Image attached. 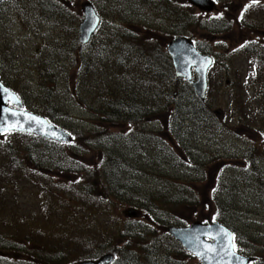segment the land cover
<instances>
[{
    "label": "rangeland",
    "instance_id": "rangeland-1",
    "mask_svg": "<svg viewBox=\"0 0 264 264\" xmlns=\"http://www.w3.org/2000/svg\"><path fill=\"white\" fill-rule=\"evenodd\" d=\"M52 1L60 5L63 18L51 14L47 16L45 4L41 0H9L0 4V82L20 92L26 104L38 111L46 110L47 102H54L58 106L55 110L56 124L71 131L77 141L84 139L87 134V144L79 140L85 147L82 152L75 145L71 150L74 153L70 149L65 151L81 160L80 165L85 168L97 165L102 160L98 152L106 147L129 159L130 164L137 165L136 161L143 163L145 166L134 171L123 166V172L128 175L125 178H131V186L138 188L143 196L154 193L153 197L161 202V208L172 207L173 216L180 213V217L181 214L187 217L189 225L202 219L210 222L208 217L215 213L212 199L225 202L224 217L227 222L242 237L247 235L246 242L240 235V243L236 238L235 243L241 247L238 250L246 248L257 252L253 254L254 264H264V72L252 66L254 57L264 51V38L260 34L264 31V7L256 5L246 8L243 6L244 1L232 0L231 3V0H222L213 13L206 14L189 6L185 0H157L162 4L168 1L173 9L168 8V4L165 8H153L136 6L128 3V0H94L103 25L98 35H92L86 45L80 46L78 27L82 22V9L79 11V7L86 0ZM179 2L181 17L199 24L198 28L189 26L179 29ZM130 24L144 26L169 37L190 36L201 51H208L214 57L215 64L207 75L210 87L207 106L216 118L212 121L213 127L207 131H193L197 123L191 119L192 113L180 115L178 124L183 142L184 139L190 140L187 151L184 144L182 150L168 144L173 131L166 130L169 125L167 115L160 114L151 122H142L136 131H127L124 123L117 129L107 127L100 121L103 117L95 116V111L104 109L106 105V88L117 86L113 82H127L137 77L143 81L142 78L146 76H140L145 71V64L156 65L160 69L153 56L155 48L148 52V63H144L137 73L127 66L117 67V54L113 52L112 55L109 44L117 37L116 33L123 32L124 27L130 29ZM130 30L133 33V29ZM157 41L162 44L158 47L159 53L165 51L167 55L166 46L171 39L164 43L160 39ZM117 43L121 44L119 38ZM127 60L129 57L124 60L120 58L119 62L124 64ZM261 91L263 96H260ZM241 112L247 114L248 123L245 126H239L243 123L239 117ZM183 118L186 120L181 123ZM99 132L102 137H99ZM127 136L140 138L147 144L140 150L137 146H130ZM7 138L0 137V142H8L12 144V149L19 150L16 160L22 161L28 154L35 156L34 159L38 161L42 156L39 151L23 149L29 141L26 138ZM250 151V159L255 163L252 168L242 162L244 155ZM16 160L12 162L15 164ZM8 161L9 156L0 149V175L4 173ZM43 161L41 157L38 162ZM152 167L158 176H149L153 173ZM47 175L50 176L47 186L58 184L60 189L54 194L65 200V189L77 178L54 171ZM5 178L9 179L7 175ZM183 182L187 185L184 189L192 193L189 196L199 202L194 206L182 207L181 213V209L175 207V202H170L168 198L181 191ZM218 187L219 193L215 194ZM6 189L11 193L9 186ZM42 198H45L44 195L38 201L41 206L45 204ZM30 199L38 200L37 193H29V189L18 192L11 212H15V219L20 225L0 224V233L4 237L20 233L21 226L30 215L23 205ZM200 205L211 209L204 211ZM129 209L127 207L119 211L120 219L139 220L141 223L137 226L134 224V227L140 230L139 227L145 230L146 224L153 225L151 221L156 222L151 219L153 215L159 222L165 218L154 214L150 208L148 214L145 212L141 216L139 213L136 219L123 217L122 213ZM144 211L147 210L144 208ZM174 226L173 222H168L167 228ZM41 227L44 230L52 229L45 223ZM155 231L151 236L161 257L164 250H169L167 242L162 240L161 232L164 230L157 227ZM22 238L15 240L20 251ZM46 253L43 249H31L28 255L19 256L18 252L9 259L14 263L19 258L25 264H54L43 260L47 258ZM73 257L70 253L59 264H67Z\"/></svg>",
    "mask_w": 264,
    "mask_h": 264
},
{
    "label": "trees",
    "instance_id": "trees-1",
    "mask_svg": "<svg viewBox=\"0 0 264 264\" xmlns=\"http://www.w3.org/2000/svg\"><path fill=\"white\" fill-rule=\"evenodd\" d=\"M89 1L93 4L95 11L98 12L97 4L94 3V0ZM41 2L45 4L44 12L47 16L48 14L62 16L60 5H56L58 4L57 2H53L52 0H41ZM165 2L166 4L159 3L157 0H128V3H134L140 7L165 8L168 4V8L173 9L172 5L167 3L168 1ZM46 5L53 7L49 8ZM79 11H81V5ZM180 14L181 12L177 7L178 17ZM102 25L103 19L98 30L95 32L96 35L101 31ZM189 26L198 28L199 24L191 23L186 17H181V28L186 29ZM126 27L123 28V32L116 33L117 37L113 38L109 44L112 55L113 52L117 54L115 61L117 67L121 68L124 66L126 68L127 66L131 68L133 73H137L144 63H148L146 60L149 59L148 52L152 48H155L156 52H153V56L160 69L156 65L145 64V71L141 72L142 74L140 76V78L146 76L142 78L144 79L143 81H140L139 77H137L127 82H113L117 86L106 88L108 93L106 96V105L104 109L98 108L95 111V116L103 117L104 119L100 118V121L104 122L107 127L117 129L119 126H123L124 123V129L127 128V131H136L142 122H151L154 117H158L160 114L167 115L169 125L167 126L165 123L163 125L167 126V131L168 129L173 131L171 132L172 136L168 144L181 150L184 144L187 151L190 140L184 139L183 142L182 134L179 131L180 125L178 124L181 118L180 115L192 113L191 119L194 120L195 124L197 123V126H193V131H207L213 127L212 121L216 118V115L207 106L210 87L208 85L205 101L200 102L194 96L189 84L175 78L169 57L165 51L159 53L158 49L162 45L157 43L158 39L163 41V43L172 39L167 34L164 35L162 33L160 35V32L152 31L144 26L138 27L130 24V29H133V34ZM187 37L193 39L190 36ZM118 38L121 44L117 43ZM146 39L148 42H146ZM134 45L137 46L134 47ZM203 52L206 55L211 54L208 51ZM127 57H129L127 63L121 64L119 62L120 58L124 60ZM252 66L258 70L260 68V71L262 73L264 72V51H260L254 57ZM133 83L134 85H132ZM3 85L19 97L25 110L32 113L37 112L39 116L56 124L55 110L58 109V106L54 102H47L45 104L46 110L38 111V109H33L26 104L20 92L5 84ZM260 96H263L262 91ZM231 113L233 114L232 111ZM241 114L239 117L243 119V123L239 126H245L248 123L247 114L242 112ZM185 120L183 118L181 123ZM68 132L71 134V131ZM99 134V137H102V133L99 132ZM8 136L24 137L29 140L23 149H26V151L36 150L41 152V157L45 161L38 162L41 157L37 161L34 159L35 156L28 154L22 158V161L16 160V153L19 150L12 149V144L8 142H0V149L9 156V163L6 164L4 173L0 175V224L9 226L20 225V222L15 219V212H11L13 205L16 203L18 192L28 191L29 189V193H37L39 198L38 200L30 199L23 205V208L30 215L21 226L20 233L13 236L6 234L10 237H4L0 233V264H25L26 262L19 258L17 263H14L9 257L18 252L19 256L28 255L31 249L45 250L47 252V258L43 260L47 263L54 264L61 263L63 258L68 257L70 253L74 257L67 264L94 261L104 255L113 256L112 264H200L170 238L166 231L168 222H173L178 228L188 226L187 217H183L182 214L180 217V213L178 216H173L171 213L172 207L163 206L161 208V202L153 197L154 193L143 196L138 188L131 186V178L129 177L130 180L125 178L128 175L123 172V166L132 168V171H134L137 168L145 166L143 163L136 161L138 166L133 163L130 164L129 159H124L106 147L101 148L98 152L102 160H99V163L92 166V168L89 166L85 168L86 166L80 165L81 160L71 155L70 152L74 153L71 151L74 145L81 152L85 149L80 144V141L87 144V134L83 137L84 139H79L80 141H77L73 136V140L69 145H60L16 133L4 135L6 139H9L7 138ZM127 138L130 146H137L140 150L147 144L145 140L140 138L133 136H127ZM68 149H70V152L66 153L65 151H68ZM251 153L252 151L244 155L242 162L246 167L251 166L252 168V165L254 166L255 163L253 159H250ZM15 160L16 163L14 164L12 161ZM48 164L50 165L49 167H47ZM52 171L60 175L64 173L68 177L77 178V181H75L76 178L75 180L72 179L75 182L69 188L65 189L68 195L65 194V200L54 194V192L60 189L57 186L58 184L53 183L50 187L47 186V181H49L48 178L50 177L47 174ZM152 171L153 173L148 174L149 176H158L153 167ZM6 175L9 179L5 178ZM258 175H260V172ZM7 186L10 187L11 193L7 191ZM185 186H187L186 182H183L180 186L181 191L177 192L173 197L169 196L168 198L170 202H175V207L177 210L181 209V213L182 207H190L192 204L194 206L199 202V200H195V197L189 196L192 193H188L184 189ZM176 188L177 186L174 185V189ZM218 190H220V187L217 188L215 194L219 193ZM42 195L45 197L42 198L45 204L41 206L38 204V201ZM212 204L215 207V213L208 217L209 221L211 223H219L226 227L235 235L237 241L240 243L239 231L233 228L224 217L226 214V203L219 199H212ZM200 206L203 207L204 211L211 209L210 207ZM127 207L136 209L141 216L145 212L148 214V209L150 208L152 211L154 210V214L164 216L165 218L159 222L155 220L157 218L153 215L151 219L156 222L151 221L153 225L146 224V229L144 230L143 227H139L142 229L140 230L134 227V224L137 226L141 223L139 220L124 221L120 219L119 211ZM144 208L147 211H144ZM201 222L210 223L206 222L205 219H202ZM44 223L52 229H42L41 225ZM157 227L160 230H164V232H161L162 240L167 242L166 247L169 250H164V255L161 257L158 256L155 241L151 236L156 232ZM246 236L244 235L242 237L240 235L242 240H245ZM18 238H22L20 240L22 243L21 251L15 242ZM239 247L240 244H237V248ZM239 252L252 258L255 256L253 255L255 251H249L246 248L239 250Z\"/></svg>",
    "mask_w": 264,
    "mask_h": 264
},
{
    "label": "water",
    "instance_id": "water-1",
    "mask_svg": "<svg viewBox=\"0 0 264 264\" xmlns=\"http://www.w3.org/2000/svg\"><path fill=\"white\" fill-rule=\"evenodd\" d=\"M3 1L6 0H0V3ZM185 1L201 12L211 13L214 10V3L211 0ZM82 16V22L78 27L80 46L88 43L100 23L93 6L88 2L82 5ZM166 52L171 60L175 77L188 83L196 98L204 102L207 89L206 75L212 65V59L197 52L193 43L183 37L171 40ZM192 71L195 74L194 80ZM6 132L23 133L61 144L71 142L70 136L65 131L46 119L23 110L19 98L0 82V135ZM123 216L135 219L138 213L129 209L123 212ZM167 232L200 264H250L253 261L252 258L234 252L233 235L221 225H203L197 222L185 228L170 227ZM112 261L113 257L106 255L97 261L78 264H111Z\"/></svg>",
    "mask_w": 264,
    "mask_h": 264
},
{
    "label": "flooded vegetation",
    "instance_id": "flooded-vegetation-1",
    "mask_svg": "<svg viewBox=\"0 0 264 264\" xmlns=\"http://www.w3.org/2000/svg\"><path fill=\"white\" fill-rule=\"evenodd\" d=\"M235 1H244V5L243 6H246V8H247V6L250 7V6H256V5H258V7H264V0H252V1H249V0H235ZM213 2L215 4V8H216L218 5H220L222 0H213ZM179 3H180V5L178 6V8H179V11L181 12V2H179ZM231 3H232V0H231ZM179 21H180L179 29L181 30V14H180ZM260 34H261L262 38H264V31L260 32ZM177 37L181 38V35H179ZM171 38H176V37H171Z\"/></svg>",
    "mask_w": 264,
    "mask_h": 264
},
{
    "label": "snow or ice",
    "instance_id": "snow-or-ice-1",
    "mask_svg": "<svg viewBox=\"0 0 264 264\" xmlns=\"http://www.w3.org/2000/svg\"><path fill=\"white\" fill-rule=\"evenodd\" d=\"M33 119H35V118L33 117Z\"/></svg>",
    "mask_w": 264,
    "mask_h": 264
}]
</instances>
